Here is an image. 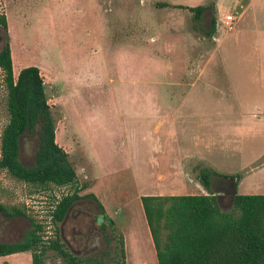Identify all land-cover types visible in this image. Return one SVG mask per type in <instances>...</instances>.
Returning <instances> with one entry per match:
<instances>
[{
	"label": "rangeland",
	"instance_id": "1",
	"mask_svg": "<svg viewBox=\"0 0 264 264\" xmlns=\"http://www.w3.org/2000/svg\"><path fill=\"white\" fill-rule=\"evenodd\" d=\"M161 2L213 8L196 23L188 9ZM0 11L12 74L38 68L54 141L76 185L85 184L56 224L75 256L119 264L120 236L125 264H153L139 195L206 193L201 169L240 173L237 193L264 194V0H0ZM5 120L0 103V130ZM36 146L35 133L20 138L22 165H33ZM186 160L189 181L180 177ZM224 182L218 203L228 210L234 179L210 175L215 194ZM71 191L40 189L0 169V202L23 203L43 238L53 234V200ZM30 228L26 217L0 213V242H17ZM43 261L65 264L52 250Z\"/></svg>",
	"mask_w": 264,
	"mask_h": 264
},
{
	"label": "trees",
	"instance_id": "2",
	"mask_svg": "<svg viewBox=\"0 0 264 264\" xmlns=\"http://www.w3.org/2000/svg\"><path fill=\"white\" fill-rule=\"evenodd\" d=\"M159 6L184 7L167 2ZM184 8L199 23L202 13L213 6L201 4ZM214 25L213 14L210 28L204 34L211 35ZM6 27V16L0 11V103L6 113L0 130V169L40 189L53 184L72 187V191L53 200L49 216L54 230L45 238L42 225L27 212L23 203L0 202V213L26 217L31 225L23 239L0 242V256L26 251L30 253L31 264H44L45 252L52 250L65 264H102L100 258L73 255L59 238L56 224L62 220L67 207L82 197L78 192L85 184L76 185V174L67 153L54 141V119L47 102V87L38 68L25 66L15 76L12 74ZM33 133L37 135L34 163L24 166L18 161L19 141L23 135ZM210 175L234 179L228 210L221 209L219 195L210 190ZM240 178V173L227 175L206 168L201 169L197 177L206 193L139 196L157 264H264V194L237 193L235 186ZM87 197L103 213L94 195ZM118 245V263L125 264L120 236Z\"/></svg>",
	"mask_w": 264,
	"mask_h": 264
},
{
	"label": "crops",
	"instance_id": "3",
	"mask_svg": "<svg viewBox=\"0 0 264 264\" xmlns=\"http://www.w3.org/2000/svg\"><path fill=\"white\" fill-rule=\"evenodd\" d=\"M188 162H189V160H186L183 163V166H181V170H180V173H181L180 177L182 179H185L186 181L190 180V178L188 176V164H187ZM170 170H172V168H170ZM174 173L176 174L177 172L172 170L170 174L174 175ZM157 177L161 178V175H158ZM146 194L147 195H158L155 193H153V194L143 193V194H140L139 196L146 195ZM197 194H199V193H197ZM146 233L148 235V248L151 250L153 264H157L155 253H154V248H153L152 241H151L147 227H146ZM138 249L140 251V250H142V247H139V245H138ZM147 251H148V249H147ZM124 260H125V258H124ZM0 264H31L30 263V253L25 251V252H16V253H11L8 255L0 256Z\"/></svg>",
	"mask_w": 264,
	"mask_h": 264
},
{
	"label": "flooded vegetation",
	"instance_id": "4",
	"mask_svg": "<svg viewBox=\"0 0 264 264\" xmlns=\"http://www.w3.org/2000/svg\"><path fill=\"white\" fill-rule=\"evenodd\" d=\"M215 184L217 185L218 184V180H216L215 181ZM225 187H227V183L226 182H224L223 184H221V185H219V190L218 191H216V192H219V193H223L224 192V188ZM83 197V196H82ZM82 197H80L79 199H77V200H75L74 202H72V205L73 204H75L78 200H80ZM99 217H101V216H96L95 217V220H97ZM102 218V217H101ZM103 219V218H102ZM102 219H101V221H102ZM98 221V220H97ZM101 221H99V222H101ZM103 224L102 223H100V226H102ZM78 235H79V233H78ZM81 236V235H80ZM105 238V237H104ZM107 238V239H106ZM105 238V240H107V241H109V238L108 237H106ZM100 256V255H99ZM87 257H93V255H89V256H87ZM85 258V257H84ZM96 258H100V257H96ZM101 259V258H100Z\"/></svg>",
	"mask_w": 264,
	"mask_h": 264
},
{
	"label": "built area",
	"instance_id": "5",
	"mask_svg": "<svg viewBox=\"0 0 264 264\" xmlns=\"http://www.w3.org/2000/svg\"><path fill=\"white\" fill-rule=\"evenodd\" d=\"M224 24L227 26V28L229 29L230 28V24L232 22V18L229 14L225 15L224 18Z\"/></svg>",
	"mask_w": 264,
	"mask_h": 264
},
{
	"label": "water",
	"instance_id": "6",
	"mask_svg": "<svg viewBox=\"0 0 264 264\" xmlns=\"http://www.w3.org/2000/svg\"><path fill=\"white\" fill-rule=\"evenodd\" d=\"M216 194H218V192H216ZM72 206V204L71 205H69L68 207H67V209H66V211H65V213H64V215H63V218H62V220L61 221H63V219L65 218V216H66V214H67V212H68V210L70 209V207ZM101 217H99L97 220L98 221H101ZM73 254V253H72ZM74 255V254H73Z\"/></svg>",
	"mask_w": 264,
	"mask_h": 264
},
{
	"label": "bare ground",
	"instance_id": "7",
	"mask_svg": "<svg viewBox=\"0 0 264 264\" xmlns=\"http://www.w3.org/2000/svg\"><path fill=\"white\" fill-rule=\"evenodd\" d=\"M149 262V261H148ZM139 264H145L144 262H142V261H140V263Z\"/></svg>",
	"mask_w": 264,
	"mask_h": 264
}]
</instances>
